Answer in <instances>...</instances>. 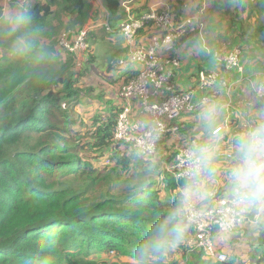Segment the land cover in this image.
Here are the masks:
<instances>
[{
	"label": "trees",
	"instance_id": "16d2710c",
	"mask_svg": "<svg viewBox=\"0 0 264 264\" xmlns=\"http://www.w3.org/2000/svg\"><path fill=\"white\" fill-rule=\"evenodd\" d=\"M92 1L25 0L11 6L13 13L26 10L32 19L12 35L0 5V264H135L133 254L145 231L175 206L183 186L184 180L165 169L176 146L190 140L204 143L208 136V129L182 122L180 142L167 135L155 155L143 156L115 141L121 107L105 101L102 92L95 98L104 108L89 125L75 118L68 105L96 93L85 83L94 58L88 49L80 59L67 52L63 61L57 49L63 34L71 41L85 30L86 42L96 41L98 34L89 27L100 12ZM128 1L103 0L111 20H125L122 4ZM184 7V0L176 2V20ZM132 13L139 17L141 10ZM257 31L254 37L263 51L264 25ZM17 39L27 44L21 58L10 55ZM185 42L182 38L180 45ZM100 76L103 87H117L111 76ZM207 190H216L217 198L224 196L223 176ZM194 202L202 209L209 201ZM248 232L258 234L259 244L246 262L235 256L223 263L206 259L196 249L195 230L188 226L183 241L160 264H264V224L244 229ZM216 242L222 251L225 242Z\"/></svg>",
	"mask_w": 264,
	"mask_h": 264
},
{
	"label": "built area",
	"instance_id": "2783aa9c",
	"mask_svg": "<svg viewBox=\"0 0 264 264\" xmlns=\"http://www.w3.org/2000/svg\"><path fill=\"white\" fill-rule=\"evenodd\" d=\"M6 3H16L20 6L25 0H4ZM106 15L103 27L106 32L120 34L124 42V54L112 61L115 74L112 78L117 81V87L111 88V93L119 100L121 111L117 114L114 139L116 142L131 145L143 156L155 155L158 146L167 135L180 142L183 133L180 132L182 117L196 114L213 104L220 105V111L214 116L219 119L216 127L223 134L228 129V115L232 107V92L236 86H247L264 109V69L254 73H247L241 63V51L238 48L227 50L222 48L212 52L204 43L201 44L202 53L210 54L220 68L213 70H199L188 88L181 90L175 83L176 73L180 70L184 52L180 48L185 46L194 36H204L202 15L206 4L195 14L175 19L172 10L164 4H157L147 11L134 17L124 2L122 7L126 17L119 25H109L112 16L98 0ZM247 1V0H243ZM254 2L256 0H248ZM153 23L152 28L148 24ZM147 32L140 36L139 31ZM117 32V33H116ZM191 35V36H189ZM186 42L180 45V40ZM87 32L81 31L71 41L63 34L59 38V46L67 52L83 55L89 49L86 42ZM80 63H77L79 66ZM231 74L224 77L222 72ZM179 88V89H177ZM220 97L224 101L220 102ZM196 140H190L186 146H176V155L172 163L166 166V171L176 179L184 180L182 173L185 164L182 162ZM232 152L222 150V158L228 160ZM218 184V183H217ZM213 198L202 209L193 203V216L189 226L196 232V249L201 250L208 260L219 263L226 262V254L218 251L216 240L224 235L234 238L244 229L253 227L251 214L240 220L229 229H222L218 217L213 209L222 202L223 196L217 198V191L213 190ZM264 224V223H262ZM260 226V225H259Z\"/></svg>",
	"mask_w": 264,
	"mask_h": 264
},
{
	"label": "clouds",
	"instance_id": "9594fccd",
	"mask_svg": "<svg viewBox=\"0 0 264 264\" xmlns=\"http://www.w3.org/2000/svg\"><path fill=\"white\" fill-rule=\"evenodd\" d=\"M31 19L26 10L9 12L7 20L12 25L9 35ZM26 50V42L17 39L10 48V55L21 58ZM219 111L220 105L213 104L204 113L208 121V139L193 144L185 154L182 161L185 164L184 183L175 198L176 204L145 231L133 254L135 264H160L183 241L193 216L198 214L193 211L194 199L201 202L212 199L208 186L217 184L221 176L225 193L222 202L213 209L220 227L229 229L249 214L253 217V227L264 223V119L233 137L232 154L224 160L223 136L213 119Z\"/></svg>",
	"mask_w": 264,
	"mask_h": 264
},
{
	"label": "crops",
	"instance_id": "0c3cea01",
	"mask_svg": "<svg viewBox=\"0 0 264 264\" xmlns=\"http://www.w3.org/2000/svg\"><path fill=\"white\" fill-rule=\"evenodd\" d=\"M2 1L0 4L2 5V13L5 17H7L9 12L14 11L11 7L13 6V3H9L6 7H4ZM39 1L43 2L45 0ZM138 1L139 0H129L128 2H133L134 7L140 9L141 12H145L150 7L159 3L167 5L165 0H140L139 3ZM238 1L239 0L185 1V7L183 9L182 17L197 13L203 7V3L206 4V7L202 15L204 36H202L201 38V36L199 37L196 35L192 38L191 42L188 41L185 46L180 48V51L184 52V55L182 57L181 68L175 76V83L181 90L189 87L197 71L205 69H217V64L214 62L211 55L212 52L220 50L222 48H226L227 50L238 48L241 51V63L247 73H254L256 71H260V69H264V50L259 51L258 44L256 43L254 37V32H258L257 30H259V28L264 25V0H256L254 2H250L248 0L245 2L242 0V2H244L243 5H239L242 3ZM143 4H147V8H143ZM120 23L121 21H115L114 25L117 26ZM102 25L103 17H101V22L97 26L91 24L89 29H92L94 31L97 30L96 34H98V37L102 33H98V31H100L99 29H104ZM103 35L107 37V43L105 44L103 49L104 52L107 51L109 57H111V59L113 58V60L118 59L120 55L122 56L120 52H124V42L120 41L118 45H114V33L111 34L109 32H106V34L103 33ZM99 39L100 42L95 43V50H93L92 54L95 62L100 59V57L95 54L97 52L101 54L100 50L102 46H100L99 44L102 43V40L101 37H99ZM204 42L207 47L212 50L209 55L202 53L201 44ZM198 45L200 46V48ZM98 47L99 51H97ZM191 50L194 51V56L189 55L191 54ZM107 67L108 66L106 63L103 69H106ZM108 88L112 87L108 86ZM219 100L220 102H222L224 101V98L220 97ZM232 102L233 104L232 107H230L228 115L229 129L227 128L228 130L224 132L225 135H228V137L227 139H223V146L226 143L231 142V144L223 147V149L229 150L231 152L233 137L238 132L255 123H259L261 119H264V109L257 104L254 94L247 86L235 87L232 92ZM208 109L209 108H205L204 110L196 114L184 115L181 121L190 122L189 124L193 125L195 129L198 128L197 126H202L204 130H207L208 121L204 119V113ZM213 119L215 122L219 121V119L216 117H213ZM232 119H235V122ZM230 122L233 123L232 126L230 125ZM230 131L233 134H229ZM226 132H228V134H226ZM229 135H232V139L229 137ZM207 139L208 136L206 138V141ZM239 234H244V230H242ZM224 239L225 237L221 236L218 237L217 240L224 241ZM232 239L233 238H230V241H232ZM224 248L225 244H223V249Z\"/></svg>",
	"mask_w": 264,
	"mask_h": 264
},
{
	"label": "rangeland",
	"instance_id": "374dc122",
	"mask_svg": "<svg viewBox=\"0 0 264 264\" xmlns=\"http://www.w3.org/2000/svg\"><path fill=\"white\" fill-rule=\"evenodd\" d=\"M165 1L167 4L166 6L169 7V9L172 10V12L174 13V11H175L174 6H175L176 2H179L181 0H165ZM185 1L186 0H184V4H185ZM2 2L4 4V7H6L8 5V3H6L4 0ZM139 2H140V0L138 1V3ZM92 3L94 4L95 8L99 9V12H102L100 14H98L96 12V17L97 16L98 17H97V20L94 22V25L97 26L101 22V17H103V24H104L106 15L103 11L101 4L99 3L98 0H94V1H92ZM17 5L20 6L19 4L14 3L13 7H16ZM127 6L130 8L131 11H132V9L136 8V7H134L133 2L128 3ZM142 7L147 8V4H143ZM114 24H115V20L110 19L109 25L111 27H114L115 26ZM99 28H101V27H99ZM99 30L100 31H98V33L102 32L100 34V36H98L96 38V41L94 42V44L90 45L92 43V42H90L88 45H90L89 49L92 51V54H93V50H95L94 45H95V43L100 42L99 37H101V40L103 43V44L102 43L99 44L100 46H102V48L100 50L101 54H99V52H97L95 54L98 57H100V59L96 61L97 63L95 62V60H93L94 62H93L91 72L89 73V77L88 78L85 77V80H86L85 83L87 82L86 84H88V85L90 84L94 88V90H96V93H93V97H87L86 99H81V100L79 99V100H76V102L70 103L68 105V108L69 109L71 108V110H72L71 113L74 114L75 118L80 119V121L84 122L87 125H89L91 123L92 117L96 114V112L97 111L102 112V109L104 108V103L98 101L95 98V96L99 95V93L102 92L104 94L105 101H108V99H110L113 102H115V104H117V105L119 104V100L111 93V91H110L111 88L103 87L102 79L104 77L100 76V74H101L102 76H111L112 77V75L115 74V72L112 69L113 58L111 59V57H109L107 51L104 52V50H103L105 44L107 43L106 42L107 37H105L103 35V33L106 34V31H104V29H99ZM94 32L96 33L97 30H95ZM113 41H114L113 43H115L114 45H118L120 43V41H123V38L121 37L120 34H114ZM57 51L60 54L59 56H60L61 60L64 61L69 57L67 50H65L64 47L58 46ZM97 51H99V47L97 48ZM69 53H71V52H69ZM72 54H74V53H72ZM189 55L194 56V51L191 50V54H189ZM74 56L76 59H78V58L80 59L83 55H81L80 53H77V54H74ZM106 63H107L108 67L106 69H103V67ZM80 65H81V63H80ZM90 98L93 100H89ZM106 98H108V99H106ZM256 102L258 104L257 99H256ZM239 119H241V118H239ZM73 128L78 129L77 126H74ZM205 134L208 135V132H206ZM224 237H225V239H224L225 248L221 252L226 254V261L229 258H232L233 256H235L238 260L246 262V260L248 259L247 254L250 252V250L253 247L258 246V244H259L258 234L255 232H248V233L241 234V235L239 234L237 237H235V239H237V241H234V242L230 241V237H227L225 235H224Z\"/></svg>",
	"mask_w": 264,
	"mask_h": 264
}]
</instances>
